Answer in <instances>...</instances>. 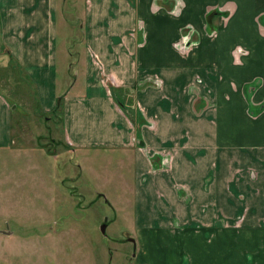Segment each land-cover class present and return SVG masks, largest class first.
Returning a JSON list of instances; mask_svg holds the SVG:
<instances>
[{"label":"crops","instance_id":"crops-1","mask_svg":"<svg viewBox=\"0 0 264 264\" xmlns=\"http://www.w3.org/2000/svg\"><path fill=\"white\" fill-rule=\"evenodd\" d=\"M64 4L84 49L60 85ZM1 73L0 150L15 74L41 114L62 96L66 148L131 152L137 264H264V0H0Z\"/></svg>","mask_w":264,"mask_h":264},{"label":"rangeland","instance_id":"rangeland-1","mask_svg":"<svg viewBox=\"0 0 264 264\" xmlns=\"http://www.w3.org/2000/svg\"><path fill=\"white\" fill-rule=\"evenodd\" d=\"M72 10L67 4L60 7L69 22L61 18L58 27L60 85L77 77L67 66L84 49V26L75 19L80 5L77 14ZM7 74L0 78L7 81ZM14 75L11 88L4 90L14 105L17 142L0 150V264L10 251L11 264L25 258L31 264H137L131 152L66 148L62 116L41 114L34 90ZM111 95L120 105L117 91ZM3 230L11 233L3 235Z\"/></svg>","mask_w":264,"mask_h":264},{"label":"trees","instance_id":"trees-1","mask_svg":"<svg viewBox=\"0 0 264 264\" xmlns=\"http://www.w3.org/2000/svg\"><path fill=\"white\" fill-rule=\"evenodd\" d=\"M8 100H10V99L8 98ZM52 112H54V114L58 113V114H60L62 116V114H63V99H62V96L58 97L56 105H55V108H54V110ZM135 124H136V127H137L138 123H137L136 120H135Z\"/></svg>","mask_w":264,"mask_h":264},{"label":"water","instance_id":"water-1","mask_svg":"<svg viewBox=\"0 0 264 264\" xmlns=\"http://www.w3.org/2000/svg\"><path fill=\"white\" fill-rule=\"evenodd\" d=\"M12 108H14V105L11 106ZM104 225L101 227V230L104 231ZM133 241V240H132Z\"/></svg>","mask_w":264,"mask_h":264}]
</instances>
